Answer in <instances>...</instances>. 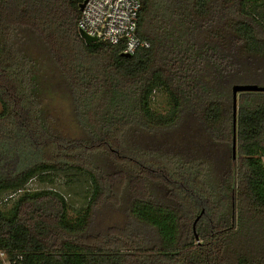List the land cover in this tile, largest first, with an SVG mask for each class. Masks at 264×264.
<instances>
[{
  "label": "trees",
  "instance_id": "obj_1",
  "mask_svg": "<svg viewBox=\"0 0 264 264\" xmlns=\"http://www.w3.org/2000/svg\"><path fill=\"white\" fill-rule=\"evenodd\" d=\"M83 1L0 0V264H264V93L238 95L235 160L231 94L264 86V0H139L129 57L80 39Z\"/></svg>",
  "mask_w": 264,
  "mask_h": 264
},
{
  "label": "built area",
  "instance_id": "obj_2",
  "mask_svg": "<svg viewBox=\"0 0 264 264\" xmlns=\"http://www.w3.org/2000/svg\"><path fill=\"white\" fill-rule=\"evenodd\" d=\"M139 0H87L77 22L78 31L97 42L121 45L122 54L147 49L149 43L137 34ZM0 259L3 253L0 252Z\"/></svg>",
  "mask_w": 264,
  "mask_h": 264
},
{
  "label": "rangeland",
  "instance_id": "obj_3",
  "mask_svg": "<svg viewBox=\"0 0 264 264\" xmlns=\"http://www.w3.org/2000/svg\"><path fill=\"white\" fill-rule=\"evenodd\" d=\"M260 84L264 85V81H261ZM152 109L157 113L161 115H165L168 112V103L165 95L156 93L153 96L152 100ZM55 117L58 121V125L60 127V130L64 134L71 133L73 130L68 121V114H66L65 108L59 107L57 108L55 112ZM187 127V125H186ZM183 133V128H181L180 133L177 132L175 133V136L181 135ZM54 184H50L47 181H41L39 179H35L31 181L27 186L26 189L30 191H35L39 189H47L50 187H54L57 190H60L65 193V186L64 184V179L63 178H54ZM13 197V195L8 196V195H3L0 196V207L4 210L10 208L12 202L10 199ZM68 203L71 207V212H75L82 206L84 201L79 197L75 196L74 194H71V196H68L67 198ZM104 208L98 209V211L95 214V217L93 219V226L91 228V233H102L104 232V227H109L114 224V222L118 218H122V214L117 210V212H113L112 209L109 207V205H104ZM3 264H9L8 262L4 261Z\"/></svg>",
  "mask_w": 264,
  "mask_h": 264
},
{
  "label": "water",
  "instance_id": "obj_4",
  "mask_svg": "<svg viewBox=\"0 0 264 264\" xmlns=\"http://www.w3.org/2000/svg\"><path fill=\"white\" fill-rule=\"evenodd\" d=\"M87 0H84L80 5H79V10L81 11L84 7V4L86 3ZM78 35L81 40L86 45L92 44L97 42L96 38H91L86 36L83 32L78 31ZM122 56L124 57H129L130 55L128 54H123ZM246 92H259V93H264V86H257L253 84H235L231 87V94H232V126H233V139H232V158L235 160L236 158V137H235V129H236V113H237V100H238V95L241 93H246Z\"/></svg>",
  "mask_w": 264,
  "mask_h": 264
}]
</instances>
